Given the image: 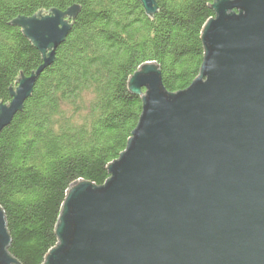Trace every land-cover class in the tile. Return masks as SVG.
I'll list each match as a JSON object with an SVG mask.
<instances>
[{"label":"water","instance_id":"95a60500","mask_svg":"<svg viewBox=\"0 0 264 264\" xmlns=\"http://www.w3.org/2000/svg\"><path fill=\"white\" fill-rule=\"evenodd\" d=\"M147 14L154 0H139ZM196 79L169 93L154 63L129 78L137 125L101 186L77 181L42 264H264V0H213ZM78 8L18 17L41 54L0 104V132L21 111ZM0 209V264H18Z\"/></svg>","mask_w":264,"mask_h":264},{"label":"trees","instance_id":"16d2710c","mask_svg":"<svg viewBox=\"0 0 264 264\" xmlns=\"http://www.w3.org/2000/svg\"><path fill=\"white\" fill-rule=\"evenodd\" d=\"M154 1L156 11L147 14L139 0H0V104L42 63L12 22L78 8L52 64L0 132V209L18 264H42L57 244L71 184L107 180L141 114V98L127 84L138 68L156 64L169 93L198 76L213 0Z\"/></svg>","mask_w":264,"mask_h":264}]
</instances>
